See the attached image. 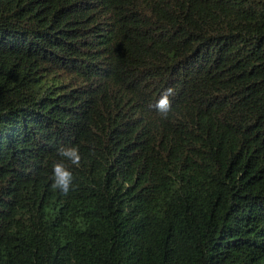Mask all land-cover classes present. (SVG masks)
Masks as SVG:
<instances>
[{"label":"trees","instance_id":"obj_1","mask_svg":"<svg viewBox=\"0 0 264 264\" xmlns=\"http://www.w3.org/2000/svg\"><path fill=\"white\" fill-rule=\"evenodd\" d=\"M0 264H264V0H0Z\"/></svg>","mask_w":264,"mask_h":264},{"label":"clouds","instance_id":"obj_2","mask_svg":"<svg viewBox=\"0 0 264 264\" xmlns=\"http://www.w3.org/2000/svg\"><path fill=\"white\" fill-rule=\"evenodd\" d=\"M174 89L169 87L161 95L159 100L154 105L155 109L167 119L169 114L173 111L172 101L169 97L174 96ZM57 155L60 159L52 165V184L53 190H58L62 195L68 196L75 190L73 183V173L65 163L79 167L81 166L82 156L78 146L60 145L57 148Z\"/></svg>","mask_w":264,"mask_h":264}]
</instances>
